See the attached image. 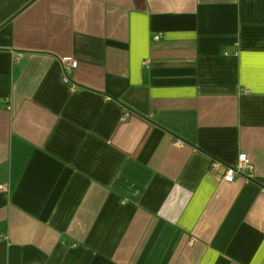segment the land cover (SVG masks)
Here are the masks:
<instances>
[{
  "label": "crops",
  "instance_id": "1",
  "mask_svg": "<svg viewBox=\"0 0 264 264\" xmlns=\"http://www.w3.org/2000/svg\"><path fill=\"white\" fill-rule=\"evenodd\" d=\"M0 185V264H264V0H0Z\"/></svg>",
  "mask_w": 264,
  "mask_h": 264
},
{
  "label": "built area",
  "instance_id": "2",
  "mask_svg": "<svg viewBox=\"0 0 264 264\" xmlns=\"http://www.w3.org/2000/svg\"><path fill=\"white\" fill-rule=\"evenodd\" d=\"M160 34L154 36V39H159ZM21 55L17 54L15 56V63L20 60ZM76 67V61L72 58H63L62 59V80L64 83H69V74L71 71ZM223 168V172L221 174V179L223 182L231 183L236 178H243L245 180H249L252 178V167L250 165L249 159L246 154L240 153L237 157V160L232 165L222 164L219 161H213L211 163V170L216 173L218 170ZM0 191L5 192L6 187L5 185H0Z\"/></svg>",
  "mask_w": 264,
  "mask_h": 264
}]
</instances>
